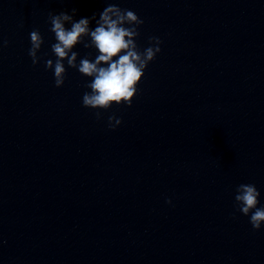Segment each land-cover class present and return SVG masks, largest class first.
Listing matches in <instances>:
<instances>
[{"label": "water", "instance_id": "95a60500", "mask_svg": "<svg viewBox=\"0 0 264 264\" xmlns=\"http://www.w3.org/2000/svg\"><path fill=\"white\" fill-rule=\"evenodd\" d=\"M109 3L144 21L141 51L153 36L161 51L130 107L85 108L91 78L65 60L57 88L44 68L48 14ZM3 40L0 264H264V223L234 200L254 184L264 206V0H0Z\"/></svg>", "mask_w": 264, "mask_h": 264}, {"label": "clouds", "instance_id": "9594fccd", "mask_svg": "<svg viewBox=\"0 0 264 264\" xmlns=\"http://www.w3.org/2000/svg\"><path fill=\"white\" fill-rule=\"evenodd\" d=\"M72 14L49 12L48 21L51 25L49 31L54 33L55 43L51 44L52 59L44 60L45 70H54V86H63L67 66L78 70L79 74L91 78L85 83L90 89L82 96V106L90 109L108 110L113 105L124 104L131 106L138 91V85L144 77L147 65L152 62L161 51L162 41L159 37H149V47L141 51L136 43L140 35L138 29L144 21L129 9H121L115 4L108 6L91 17L73 19L76 9ZM95 21V27H90V22ZM70 25L66 27L65 25ZM7 40L0 42V48L6 47ZM44 44V39L38 29L30 32V48L28 56L35 66L42 59L37 53ZM84 49H95L96 55L92 59V52H87L82 58L77 59L79 53L73 51L78 45ZM46 55V54H45ZM97 120L102 118L100 111H96ZM121 124V119L115 115L108 116V127L111 130ZM234 197L236 209L243 215L249 216V223L253 230H259L264 223V206H259L260 192L254 184H240L236 188ZM165 203H171L166 199Z\"/></svg>", "mask_w": 264, "mask_h": 264}]
</instances>
